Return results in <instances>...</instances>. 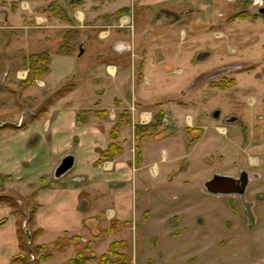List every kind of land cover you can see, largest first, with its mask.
Segmentation results:
<instances>
[{
	"label": "crops",
	"instance_id": "obj_1",
	"mask_svg": "<svg viewBox=\"0 0 264 264\" xmlns=\"http://www.w3.org/2000/svg\"><path fill=\"white\" fill-rule=\"evenodd\" d=\"M204 3L92 4L90 15L85 12L91 29L78 53L67 54L79 62L89 50V59L53 86L49 69L40 86L55 97L43 101L44 111L29 118L32 113H21L17 106L9 128L0 129V192L15 198L31 195L35 227L43 235L80 234L84 220L96 218L108 229L111 223L135 227L143 215L146 225L157 224L154 217L163 225L166 217L188 209L196 191L206 194L203 185L221 172L225 147L209 114L194 109L183 93L195 89L197 57L203 55L201 63L209 57L186 46L199 37L189 32L195 8ZM122 12L120 27L142 24L136 36L131 31L112 36L94 32L91 23L108 25ZM158 12L175 15L169 21ZM180 28L188 32L180 34ZM64 87L68 89L58 94ZM77 91H86V99H75ZM66 158L72 159V168L55 179ZM19 253L12 208L1 204L0 264H18Z\"/></svg>",
	"mask_w": 264,
	"mask_h": 264
},
{
	"label": "rangeland",
	"instance_id": "obj_2",
	"mask_svg": "<svg viewBox=\"0 0 264 264\" xmlns=\"http://www.w3.org/2000/svg\"><path fill=\"white\" fill-rule=\"evenodd\" d=\"M98 1L106 0H0V129L9 128L17 106L21 113L30 111L29 118H33L44 111L43 101L55 97L40 86L43 77L26 85L31 76L29 54L47 48L51 86L89 59V50L79 62L67 54L78 53L80 41L91 29L85 12L90 15L91 5ZM204 1L202 9L197 6L192 14L193 30L189 32L199 37L186 46L209 57L202 63L195 60V84L199 83L183 93L194 109L209 114L218 133L223 131L220 139L225 158L218 175L237 179L241 172L246 173L245 196L240 200L196 191L188 209L166 217L163 225H158L157 217L153 218L157 224L146 225L143 215L135 227L108 229L96 218L84 220L80 234L43 235L35 227V216L32 219L36 208L32 196L15 198L0 192V200L5 202L1 204L13 206L17 229L28 250L20 251L24 258L18 264H39L47 254L48 260L40 264H67L78 256L92 259L86 264H264V200L257 199L264 195V16L258 14L264 0ZM122 14L112 16L116 18L108 25L90 22L94 32L112 36L131 31L136 36L142 24L135 21L134 29L131 24L121 28ZM243 17L248 19L240 20ZM187 32L180 28V34ZM211 73L214 75L206 79ZM18 74L25 76L23 81ZM74 93L69 97L86 99V91ZM215 112H219L218 119L213 118ZM254 174L259 175L257 181ZM244 210L249 211L248 217ZM113 243L123 244L125 249L120 245L116 254H110ZM42 246L45 251L40 250ZM59 246L63 251H58Z\"/></svg>",
	"mask_w": 264,
	"mask_h": 264
},
{
	"label": "water",
	"instance_id": "obj_3",
	"mask_svg": "<svg viewBox=\"0 0 264 264\" xmlns=\"http://www.w3.org/2000/svg\"><path fill=\"white\" fill-rule=\"evenodd\" d=\"M258 14L264 16V8L258 10ZM82 54V52H80ZM214 74L210 75L212 77ZM219 112H215L214 119H218ZM72 168V159L66 158L58 166L54 173V178L59 179L65 175ZM253 179H259V175L254 174ZM249 177L246 173L242 172L238 179L229 176H220L215 174L212 178L204 183V190L207 195L220 197V196H243L248 186Z\"/></svg>",
	"mask_w": 264,
	"mask_h": 264
},
{
	"label": "trees",
	"instance_id": "obj_4",
	"mask_svg": "<svg viewBox=\"0 0 264 264\" xmlns=\"http://www.w3.org/2000/svg\"><path fill=\"white\" fill-rule=\"evenodd\" d=\"M248 19V17H243V18H240V20H247ZM237 20H239L238 18H237ZM60 52L61 53H63V50H60ZM49 63H50V60H49V55L48 54H46V53H41V54H38V55H34V56H32L31 57V62H30V70H31V76H30V78L27 80V82H26V85L27 86H30L36 79H39V78H42V77H44L45 75H47L48 74V70H49ZM160 120V118L159 119H157L156 121H159ZM78 122L79 123H81L82 122V120L79 118L78 119ZM111 150L113 151V152H115L116 150H115V147H111ZM1 203H5V202H3V201H1L0 200V204ZM6 204H7V202H6ZM9 207H11L12 209H13V206L12 205H9V204H7ZM12 215L13 216H15L16 215V213L15 212H13L12 213ZM35 216V211L32 213V219H33V217ZM17 225V224H16ZM114 226L115 227H117V225L116 224H114V223H111V225H110V229H114ZM111 231V230H110ZM114 231V230H113ZM38 233H40V234H42V231H39L38 230ZM111 233V232H110ZM17 236H18V241H19V248H20V251L22 252V253H27L28 252V250H27V248H26V244H25V242H24V240L22 239V237L20 236V234H19V230L17 229ZM62 245V244H61ZM121 245V247H120V249H125V247H124V245L123 244H117V243H113V244H111V246H110V250H109V253L110 254H113V252H115V254H116V250H115V248L118 246H120ZM63 246H59L57 249H58V251H63ZM40 250H42V251H45V247H40ZM117 256H118V253H117ZM24 257H23V254H21L20 256L18 255L15 259H14V262H21L22 261V259H23ZM48 258H49V255L47 254V255H45L44 257H42V258H40L39 259V264L40 263H43V262H45L46 260H48ZM118 258H120L122 261L124 260H126V257H125V255H119L118 256ZM90 260H92V259H87V258H83V257H80V256H78L77 258H75V259H73V260H71V261H69L67 264H86V263H88ZM105 264H112V263H105Z\"/></svg>",
	"mask_w": 264,
	"mask_h": 264
},
{
	"label": "flooded vegetation",
	"instance_id": "obj_5",
	"mask_svg": "<svg viewBox=\"0 0 264 264\" xmlns=\"http://www.w3.org/2000/svg\"><path fill=\"white\" fill-rule=\"evenodd\" d=\"M125 12V11H124ZM187 13L186 14H190V12H191V10H189V11H186ZM183 15H180V17H182ZM172 19V18H174V15H168V16H166V19ZM173 22H175V21H173ZM164 25V24H163ZM203 56V55H202ZM202 56H198L197 57V59L199 60V59H201L202 58ZM212 74V73H211ZM211 74H209L208 76H206L205 78L206 79H208V77L211 75ZM199 82L197 81L196 82V84H195V86L194 87H196V85L198 84ZM242 173V172H241ZM240 173V174H241ZM240 174H239V176H240ZM239 178V177H238ZM237 178V179H238ZM257 181V180H256ZM246 194V193H245ZM245 194L243 195V196H238V195H232V196H224V197H233V196H235V197H237V198H239L240 200L245 196ZM223 197V196H222ZM257 199H260V200H264V195H257ZM244 212L247 214L246 216L248 217V215H250V213H249V211L248 210H244ZM250 217V216H249Z\"/></svg>",
	"mask_w": 264,
	"mask_h": 264
},
{
	"label": "built area",
	"instance_id": "obj_6",
	"mask_svg": "<svg viewBox=\"0 0 264 264\" xmlns=\"http://www.w3.org/2000/svg\"><path fill=\"white\" fill-rule=\"evenodd\" d=\"M166 120H167V119H166V117H165V118H164V120H163V121H164V123H166ZM222 132H223V131H221L220 133H222Z\"/></svg>",
	"mask_w": 264,
	"mask_h": 264
}]
</instances>
